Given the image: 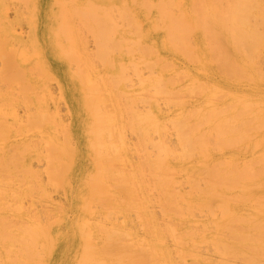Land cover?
Listing matches in <instances>:
<instances>
[{"label": "bare ground", "instance_id": "1", "mask_svg": "<svg viewBox=\"0 0 264 264\" xmlns=\"http://www.w3.org/2000/svg\"><path fill=\"white\" fill-rule=\"evenodd\" d=\"M8 3V0H0V55L6 58V60L3 61L5 66L4 68L2 67V69H4L2 73L3 80L12 78V72L14 70V66L11 63L12 54L14 53L16 55V51H22L19 49H26L29 51L28 49L31 47V45H26L21 33L15 29V25L9 16ZM20 3H23L22 7H26L27 14L26 12L18 10L15 15L19 16V14H26V18L31 23L26 21V18L25 21L31 25L33 24V26L30 25L31 29L34 27L36 20H40V17L46 22L45 27H37V29L33 30H36L34 31L35 34L39 31L46 32L48 39L46 40L45 38V43H43L40 37H36L32 32V36L35 35L31 39L29 38V41L33 45L32 48L34 46H36V48H38V46L42 47V45L47 42L52 45L56 44L55 46H58V44L64 45L68 42L69 38L70 45L72 46L69 50L71 58L76 57L78 61H84L82 54L87 53L85 52L87 51L86 48L80 45V41L82 40L81 37L83 36L78 33L80 32V27H82L84 30H89L92 33L96 43V49L101 53L100 57V54H98L99 52H96L100 58L103 57V54H105L103 57L105 58L108 53H113L110 50L114 49L118 50L119 53L123 52L122 60H124V62L128 59L127 57L129 55L130 61L132 62L134 58L133 54L141 52L142 45L140 42H136L133 32L131 28H128V25H133L140 30L142 29V22L136 19L130 23L132 20L131 14H134L138 18L145 16L146 18L154 19L152 21L157 23V25L154 26L155 32L160 39V47L163 50H171L175 54L192 56L193 54H198L201 49L200 46L202 43L206 42L204 51L212 53L214 55L213 58L217 57L218 61H216V63L219 65H214L211 62H215V60L204 63L202 61L205 58L204 55L195 56V63L199 66L198 71L204 69V74H206L208 80L213 79L216 67L222 68V71H225L224 73L227 77H229L228 74L231 75L232 73H236L239 78V68L245 73L246 70H248V60L255 63L253 55L257 56L259 52L264 51V33L261 34L263 32H261L262 27L260 29V26L258 27V25L252 24V20H257L261 21L264 27V0H22L19 4ZM41 3L44 4V8L42 9V15L37 18V8ZM151 9L153 12L150 11ZM177 11L179 12L178 14ZM198 26L201 27V36L194 38L196 41L192 43V33ZM54 28L55 30H53ZM76 30L79 31L77 33L75 32L76 34L73 33V31ZM1 31L5 33L4 36L1 35ZM83 33L84 32H82V35ZM14 37H16L15 44H11L9 39H14ZM65 41L66 43H63ZM78 44L83 48L82 51L76 48ZM63 47L64 46H62V48ZM67 47L65 45V50ZM60 48L59 51L61 50ZM23 52L18 53L23 54ZM81 52L83 53L81 54ZM60 55L62 56V53ZM85 55L84 57L87 58L88 56ZM13 58L17 60V57ZM138 58L141 59V62L143 61L151 65V67L152 65L158 66L157 77L154 78L155 80L158 79V81L156 80L158 83L154 82V79V81H152V79L150 81H141L147 82V84L152 81L157 84L156 97L158 96L157 91H160V86L158 84L163 85V87H161L162 92L159 93H170L171 84H165L170 82L168 79L173 81L171 78L173 76L167 77L166 73L160 69L158 63L155 64V62L151 63L147 59L137 57V59ZM107 59L112 60L113 58L111 59L110 57L109 59L108 56L106 59H100L101 63L103 64L105 61V66L110 67L109 69L112 71L113 67L111 68V66L113 65L109 64L110 62L112 63V61L107 64ZM121 61L117 63L118 65L114 74L110 73V75H106L104 73L105 75L99 77L95 71L96 75L93 76L94 74L90 72H94V65V68L91 67L92 71L90 70L87 74H84L80 70L74 74V76H76L75 81L82 87L79 88V92L83 93L84 97H86V100L84 98L83 101V107H87L88 111L85 109V114L93 110V112L88 114V117L92 120L93 130L91 134H86L87 142L91 146L95 143L98 147L95 148L94 161L95 169L98 174L95 172L93 177L94 179L95 176L97 179L103 177L105 183L109 180L112 182L128 181L133 189H130L128 194L132 197L135 191H137V193L139 192V196H142L148 205L150 204L147 194L149 192H147L148 185L144 186V177L149 176L153 178L159 194H157L158 196L155 200L161 206V211L163 212L161 221L163 220V224L159 222L160 218L155 216L148 205L143 203L140 206V208L143 209L141 217L144 223L148 224L147 230L144 229L145 234L142 237H138V240H140L138 244L124 246L120 244L119 231L101 228V224H103L101 219L105 217V213L98 211V208H95L94 205L88 207L84 209V212L87 214L85 218L89 222L83 219V223H80L81 225L78 226L82 249L79 264H108L106 261H96L95 259H107L111 253L115 252L117 254L114 255V257H122L120 261L127 259V264H190L188 262L189 259L194 261L201 258V254L199 253L201 245L205 248H213L212 250L222 259L239 260L243 258L250 264H264V152L250 160L251 162L249 161L246 165L239 164V149L244 146L264 147V106L258 107L256 106V102H254L249 95H241L234 99L230 107L225 108L212 104L208 100L204 101V106L197 107L191 111V119L193 120L191 123L186 122L183 112L174 115L169 118V121L166 123L172 125L170 129L173 127L172 130L176 136L175 140L176 144L179 145L177 146L181 152L180 154L179 151H175V147L166 143L165 139L169 136V129L165 127L167 126L166 123L160 124L158 122V113H153L154 116H152V111L149 110L151 113L146 112L147 115H145L136 111L137 109L132 105L135 104L136 107L137 102L135 103L136 100L134 101V99L137 98L135 96L139 94V92L141 93V91L134 93L135 90L131 89L133 93L136 94L135 96L129 91L130 88L126 89L131 93H127L126 90L125 92L122 91L129 103L126 102L125 98L122 99V103L126 102L125 104L119 103V99L121 98H114L115 95L112 93L117 94V92L120 91L118 84L123 81L127 83L129 80L127 78H130V76H128L129 74H127L126 76L128 77H126L124 71H122V69L125 70L124 68H127L125 65L130 62L129 59L125 65L123 62L121 63ZM137 61L138 60L134 62ZM141 62L138 61L137 64H141ZM251 62L249 63L251 64ZM145 63L141 65H147ZM137 64L134 65L137 66ZM128 65H130V63ZM134 65L132 66L134 67ZM161 67H163V65ZM136 69L138 70V67ZM136 69H133L134 72H137ZM232 70L235 72L231 73ZM121 74L126 77V80ZM97 76L98 78H96ZM71 77L73 78V76ZM110 81H113L112 83L115 84V86H112L114 87H109V85H111ZM144 82H141L140 85ZM129 83H127V85L130 86L131 84ZM152 84H150L149 87ZM125 85L126 84H124V87H127ZM142 85L140 87H142ZM130 87H132V85ZM149 87H147V89ZM113 88H116L117 92H115ZM132 88L134 89L135 87ZM142 88L144 89V87ZM212 89L218 90L219 87L214 85ZM123 94L119 95L118 93L121 97ZM101 96L106 101L108 99H111L109 101H116L119 103L120 107H125L128 103V106H126L122 112L127 110L129 112L128 114L126 111L129 115L127 118L130 117L131 114L133 120L135 119L134 123L138 124L135 126L132 122L133 120L130 119L122 120L123 114L120 116L117 112L114 113L113 109H109L106 113L105 103H102ZM155 96L151 99L150 104L152 102L154 103V100L156 101L154 98ZM85 101L87 105L89 104L88 106L85 104ZM157 101L154 104L159 107ZM115 104L116 103H114V105ZM115 106V109L119 108L117 107L118 104ZM88 107H90V110ZM159 111L162 113L161 109H159ZM29 116L28 122L31 127L34 125H42L48 134L50 133L48 131L52 130L53 136L58 137V133L56 130H53L54 126L52 125L56 123L57 115L55 113L49 112L47 108H43L37 109L36 113H31ZM17 117L18 115L14 114L10 119L17 120ZM136 119H139L138 122H136ZM119 121H127L126 124L129 122L128 124L132 131L141 139L139 143L142 145L146 142L147 137H149L148 134L146 135V133L149 132L148 128H150V130L153 129V133L155 132L158 134V141L156 144L152 142L155 147V153L157 152L154 157H149L150 154L147 153L148 151H144L146 148L143 150L144 153H147L145 155L148 156L144 158L146 166L149 170L150 167L152 169L149 171L147 167H144L138 178H136L135 173H130V176H128L130 181L127 179L126 174L124 177L125 172L118 170V167L116 168L119 161L120 163L124 162V160L121 161L123 158L121 156L122 151L127 155V149L130 147L127 141L125 142V135L123 132L125 124ZM59 123L61 122L58 120V124ZM11 125L9 121L6 124L0 122V143L3 141L4 147L8 146V141L4 140L6 134H10L8 131L12 133L14 130H17L11 127ZM27 129L25 132L26 134L30 130ZM4 130H6V132ZM33 131L36 132L35 129H33ZM48 134L43 133V136ZM113 134H117V136H115V140L111 141V139H114ZM107 135L111 138L110 140L106 138ZM26 140L27 143L31 142L30 139L29 141L28 139ZM50 142L53 144L55 140L51 138ZM33 144H35V142L31 145ZM11 146L13 147V145ZM112 147H114V149H111ZM221 149L230 150L228 151L230 155H227L225 150ZM110 150L114 151L116 154L111 155L113 152L111 151L112 153H110ZM102 151L104 155H101ZM196 151H198L196 155H199V157H197L199 161L198 164H196L197 161L195 164L198 165V167L189 165L190 167L186 166L185 168V172H187L186 174L188 175L187 179L190 180H188L189 184L192 182V186L190 185L192 192L179 193L176 190L177 184L179 183L175 177L176 167L172 162L177 161L179 164L181 161L195 155L194 153ZM216 151L220 152L218 158L213 155ZM34 152H37V148ZM61 152L64 155L63 146L61 147ZM100 156L102 157L100 158ZM104 156L105 159H102ZM57 159L63 160L64 156ZM171 159L175 160L171 162ZM58 160L54 161L53 164L57 163ZM12 161L11 159L7 160L9 164H11ZM115 161L118 162L116 163ZM14 163L15 161L12 162V164ZM191 164H194V162ZM227 164L235 166L234 170H221V167ZM178 168L182 170L183 167L180 165ZM30 169L31 167L27 168V170ZM153 169L154 171H152ZM99 175L103 176L100 177ZM53 178L57 179L56 176ZM103 178L101 180H103ZM200 178L205 182V189H201V186L197 185L200 183ZM135 184L137 189L134 187ZM12 190L14 191V189ZM101 190L102 189L97 190L96 188H92L91 192L86 195V200L94 201V204L97 205L100 203L105 205L107 200H109L107 197L109 194L115 203H118V199L114 196V193L110 194L106 190ZM6 195L8 194L6 193ZM4 199L7 201L6 198ZM1 201L3 200H0V203ZM239 203H250L251 205L246 209L245 207L240 208ZM6 204L5 207L11 205V203ZM0 209H2V204ZM196 211L205 214L206 220H204L203 223L197 221V218L194 219L197 213ZM92 219L100 223L92 222ZM171 219H185L187 221L185 229L179 231L176 227L178 222H176V224L170 221ZM239 223L249 225L251 228L257 229L258 232L254 235L241 236L239 232L237 233L235 230ZM38 229V225L37 227H33L32 233L35 234ZM96 229L100 230L96 231ZM234 237L238 240L239 238L244 239L243 243H230V239ZM33 238L34 237H31L21 249L25 255H20V257L18 253L15 254L10 251L9 254V252L6 251L9 255V258L6 257L9 260H6H8L10 264L40 263L35 261L39 242L35 245ZM167 238H170L174 246L179 248L176 250L178 261L173 257V252L168 245ZM48 253L52 255V252ZM45 254H47V252H45ZM32 258L34 259L32 260ZM191 264L197 263L192 262Z\"/></svg>", "mask_w": 264, "mask_h": 264}, {"label": "rangeland", "instance_id": "2", "mask_svg": "<svg viewBox=\"0 0 264 264\" xmlns=\"http://www.w3.org/2000/svg\"><path fill=\"white\" fill-rule=\"evenodd\" d=\"M8 2L10 3H8L9 16L15 25V29L19 33H21L24 38L23 41H25L26 45H31V47H29V51H27L26 49H19L22 51H16V55L14 53L12 54L11 63L14 66V70L12 72V78H9L8 80H3L2 78V73L4 71L2 67L4 68L5 66V63L3 61L6 60V58H3L0 55V122L6 124L9 121L12 124L11 127L17 129H13L14 131L12 133L7 130L8 133H10L6 134V137L4 138L5 141H8L7 147L3 146V141L2 143H0V190L2 192H0V200H3L0 203V206L2 204V209H0V217L2 216L0 218V264H10L8 261L9 255L6 253V251L9 252V254L10 251H12L15 254L18 253L19 256L23 255L24 253L21 249L25 246L26 242L31 237H34L33 241L35 245L37 242H39L37 245L39 247L37 250V256H35L36 258H34L36 262L40 263L35 262L36 264H79L82 249L80 244V234L78 226L83 223V219L88 221L85 218L87 214L84 212V209L93 205L95 208H98V211L105 213V217L101 219V222L103 223L101 224V228H108L119 231V241L120 244L124 246L138 244V242H140V240H138V237H142L145 234L144 229L147 230L148 226V224L144 223V220L141 217L143 209H141L140 206L143 203L148 205V203L145 199H143L142 196H139V192L137 193V191L135 190L133 194L134 196L131 197L128 194L129 190L132 189L128 181L112 182L109 180L105 183V179L103 177V180H101L102 178H98L100 179L98 180L96 176L94 179L93 176L95 172H97L94 162L96 150L95 148L98 147L95 143H93V146H91L86 140V134H91V131L93 130L92 120L90 117H88V114L93 112V110L85 114L86 110L88 111L87 107H83V101L84 98L86 100V97H84L83 93L79 92V88L81 86L77 81H75L76 76H74V74L77 73L78 70L82 71L84 74L89 73L93 65L95 67H93L94 72H90L91 74H94L93 76H95L96 74L99 75V77L105 74H114L118 65L117 63L122 60L123 52L120 51L121 53H119L118 50L112 49L110 51L113 53L107 54V58L109 56V59L110 57L111 59H114H107V64L112 61V63H109L113 65H110L111 68L113 67V70L111 71V69H109L110 67L105 66V61L103 62V64L101 63L100 59H106V57L103 58L105 55L103 54V57L100 58L101 53L96 49V43L92 33L89 30H84V28L82 27H80L81 29L78 34H81V36H83L81 37L82 40L80 41V45L85 47L87 50L85 51L87 53L84 52L86 55L82 54L83 52H81L84 61H78L76 60V57L71 58L69 50L72 48V46L70 45L69 38L67 43L66 41L63 42L66 44H58V46H60L61 48L55 46L56 44H49V42L42 45V47L38 46V48H36V46H34L32 48L33 45L29 41V38L31 39L36 35V37H40V40L43 43H45V38L46 40L48 39L46 32L39 31L37 34H35L34 31L36 30H33L37 29V27H45L46 22H44V20L40 17V20H36V22L34 23V27L31 29V24H29L31 22L26 18V7H22L23 3L19 4V2H22V0H8ZM43 8V3L38 5V10L36 9L38 11L37 18L42 15ZM18 10L21 12H26V14H19V16L15 15L16 11ZM150 11L153 12L152 9ZM178 13L179 12L177 11V14ZM131 17L132 20L130 21V23H132L136 19H139L142 22V29L140 30L135 28L133 25H128V28H131V31L133 32V36L136 42L141 43L142 51L137 54H133L134 58L132 62L130 61V55L127 57L130 62L127 61L128 59H126L125 62L124 60L121 61V63L123 62L124 65L127 62L128 64L130 63V65L126 64L125 66L127 68H124L125 70L122 69V71H124L125 76L129 74L128 76H130V78H127L129 79L127 83L130 82L129 84H131L132 87L135 88L133 89L132 87H130L131 85H127V83L124 81L122 83L119 81L120 83L118 84V86L120 88V91L117 92L116 88H113V90L117 92V94L112 93L117 96H114V98H121L119 99V103H122V99L124 98L126 100V97L124 96L125 94H123L122 91L125 92L126 90L127 93L132 92V94L141 91V93L139 92V94L137 95L134 94V96L136 95L135 97H137L134 99V101L136 100L135 103L137 102V108L135 107V104L132 105L135 109H137L136 111H139L140 113L145 115H147L146 112H149V110L152 111V113L149 112L151 113V115L153 113L156 114L157 112L158 122L160 124L168 122L169 118L180 112H183L185 114L186 122L191 123L193 121L191 119V111L196 109L197 107L199 108L201 106H204V101L206 100H208L212 104L225 108L230 107L234 99H236L238 96L249 95L252 100L256 102V106H264V51L259 52L257 56L252 54L254 56V61L256 64L248 60V70H246L245 73H243L239 68V78L236 73H232L235 72L233 70L231 71L232 74H228L229 77H227L224 73L225 71H222V68L216 67L217 69L215 68L213 79L208 80L206 74H204V69L202 71H198L199 66L195 63V56L204 55L205 58L202 60L204 63H209L211 60H215V62H211L214 65H219L218 63H216V61H218L217 57H215V59L213 58L214 55L212 53L204 51L206 48V42L202 43V45L200 46L201 49L198 54H193L192 56L175 54L171 50H163L160 47V39L156 35L154 27L155 25H157V23L155 21H152L154 19L146 18L145 16H141L140 18H138L134 14H131ZM25 18L29 23L25 21ZM16 19L20 23H18ZM252 21V24H255L256 26L258 25V27L260 26V29L262 27L261 32H263L260 33L263 34V23L257 20ZM31 26H33V24ZM53 30H55V28ZM200 30L201 27L198 26L192 33V43L193 41H196L194 40V38H196L197 36H201ZM78 31H73V33H77ZM81 31L84 32L83 35ZM32 32L35 35L32 36ZM1 35L4 36L5 33L1 31ZM9 41L11 42V44H15L16 37L11 40L9 39ZM65 45L66 47L68 46L66 50ZM78 45L76 48L82 51L83 48L80 45L78 47ZM62 46L64 47L62 48ZM54 48L57 50H55ZM59 48L62 50V52L61 50L59 51ZM18 52H23V54H19ZM59 52L60 54L62 53V56L59 54ZM96 52H99L98 54H100V57ZM84 55L88 57L86 58L84 57ZM13 57H17V60ZM137 57L147 59L151 63H158V65H160V69L166 73L167 77L173 76L171 78L173 79L174 84H176V82L177 84L174 85L171 79H168L170 82L165 84H171L170 93H159L162 92L161 87H163V85L158 84L160 86V91L158 90V96H155L157 84L153 83L152 81H154V78L157 77L158 66L152 65L151 67V65H149L148 63H145L143 61L141 62V59H137ZM136 60L141 62V64L145 63L147 65H141L140 63L137 64L138 61L134 62ZM249 62H251V64ZM134 64H137V66ZM132 65H134V67ZM162 65L163 67H161ZM137 67L138 70L136 69ZM134 68L137 70V72H134ZM95 71L97 72L96 74ZM71 76H73V78ZM122 77L124 79L126 78L124 76ZM96 78H98V76ZM151 79V82L153 84L151 82H148V84H152L149 87L150 84L148 85L147 82L144 81H150ZM174 79L176 80V82ZM156 80L158 81V79ZM156 80L154 82H157ZM110 82L111 85H109V87L112 85L115 86V84L112 83L113 81ZM141 82L145 83H142L144 85L141 84L144 89L140 87ZM124 84H126L125 86L127 87H124ZM214 85L219 87V89L213 90L212 87ZM147 87L149 88L147 89ZM126 88H130L129 91L131 92H128ZM131 89L135 90L134 93ZM118 93L119 95L123 94L122 97L119 96ZM153 96H155L154 98L156 99V101L158 98L157 102L160 108L154 104L156 103L155 100L154 103L152 102L150 104ZM101 100L102 103H105L106 113L109 109H113L114 111H112L114 113L117 112V114H120V116L123 114L122 116L123 118H125H121L122 120H133L131 114L130 117L127 118V116H129V112L127 110H125V112H122L123 109L128 106V100H126V102L128 103L126 104V106L124 105L125 107H120L119 103H117L116 101H109L111 99H108L106 101L102 97ZM126 102L123 103L125 104ZM114 103H116L115 105L118 104L117 107L119 108H116L118 111L115 109L116 106L114 105ZM85 104L87 105L86 101ZM43 108H47L49 112L55 113L57 115L56 123L51 124L54 126L53 130L57 131L58 137L53 136L52 130H49L48 132L50 133L48 134L46 129L42 125H34L31 127V125L29 124L28 116L31 113H36L37 109ZM88 108L90 110V107ZM159 109H161L162 113H160ZM126 111L128 114L126 113ZM14 114L18 115L17 120L10 119V117ZM154 114L152 116H154ZM117 116L120 117L119 115ZM58 120L61 123L58 124ZM138 120L136 122H138ZM29 121L31 122L30 119ZM119 122L125 124L123 130L125 135V142L127 141V144H129L128 146L130 147L127 149V155L123 151L121 153V156L123 157L121 161L124 160V162L120 163L119 161L120 164L118 163L117 166H115L116 168L118 167V170L125 172L124 177L126 174L127 179L128 176H130V173H135L136 178H138L143 168L147 167L146 161L144 159L147 155L145 154L149 153V157H154V155L157 153H155V147L152 142L156 144V142L158 141V134L155 132L153 133L152 128V130L148 128L149 132L146 133V135L148 134L149 137H147L146 142L142 145L141 143H139L141 139H139V137L132 131L130 125L128 124L129 122L127 123L128 126L126 124L127 121H124L125 123L123 121ZM132 122L135 126L136 124H138L134 123L135 119ZM27 123L30 125V127ZM166 124L167 126L165 127L169 129H167L169 131V136L167 138L168 140L165 139V141L167 144L175 147V151H179V145L176 144V136L174 134V131L172 130L173 127L170 129L172 125H168V123ZM27 128L31 131L29 130L30 133L27 131L28 133L26 134L25 132ZM33 129H35L36 132H34ZM4 131L6 132V130ZM43 133L48 135L43 136ZM108 136L109 135H107L106 138H109L108 140H110L111 138ZM115 136H117V134L113 136L114 139H111V141L115 140ZM51 138L55 140V143L52 144L50 142ZM26 139H28V141L30 139L31 142H28V144ZM32 141H34L35 144L31 145L32 143H34ZM11 145H13V147ZM62 146L64 155L61 152ZM36 148L37 152H34V150L36 151ZM135 148L137 151L135 150ZM111 149H114V147H112ZM143 150L148 152L144 153ZM221 150H225V153L227 155H230L228 152L230 150ZM111 151L112 150H110V153L113 152L111 155L116 154L114 153V151ZM263 152L264 147L261 146H244L243 148L239 149V164L246 165L250 160L256 158ZM102 153L101 155H104V153ZM194 154L195 155L181 161L179 164L177 161H174L175 159H171V162L174 161L172 163L176 167L175 177L179 182L177 184L176 190L179 193L192 192V189L190 188V185L192 186V182L189 184L190 180L187 179L188 175L186 174L187 172H185V168L186 166L198 167V165H196L199 161V159L197 158L199 157V155H196L198 154V151H196ZM219 154L220 152L216 151L213 155L214 157L218 158ZM61 156H64V159L58 160L57 158ZM101 157L102 156H100V158ZM10 159L11 161L14 160L15 163L12 164V162H14L12 161L11 164H9L7 160ZM102 159H105V156ZM56 160H58V162L53 164V162ZM115 162L117 163L118 161ZM189 162H194V164H191ZM180 165L183 167L182 170L178 168ZM28 167H31V169L27 170ZM234 168L235 166L227 164L222 166L221 170L233 171ZM151 169L152 168L150 167V170ZM147 170H149L148 167ZM152 171H154V169ZM54 176H56L57 179L53 178ZM144 178V186L148 185V188L151 189L150 190L147 188V192H149L147 194L150 201L148 207L150 208V210H152L157 218H160L159 222L162 223L163 220L161 221V219L163 217L161 216H163V212L161 211L162 209L160 204L155 200V198L157 199V196L159 195L156 189L155 181L149 176H146ZM200 179V183H198L197 185L201 186V189H205V182L203 181V179ZM128 180L130 181V179ZM134 187L137 189L136 184ZM92 188H96L97 190L102 189L103 191L106 190L110 194L114 193V196L118 199V203H115V201L109 194L107 195L109 200H107V203L105 205H103L102 203L97 205L94 204V201L86 200V195L91 192ZM12 189H14V191ZM6 193L8 195H6ZM4 198H6L7 201ZM6 203H11V205H7ZM5 204L8 207H5ZM250 205V203H239L240 208L245 207L247 209ZM194 219L200 221V223H203L204 220H206V216L202 212H197ZM174 220L175 219H171L170 221H173L175 223L178 222V225H176L177 229L179 231H183L187 225V221L185 219H177L178 221ZM92 222L97 223L98 221L92 219ZM37 225L39 226V229L35 234H33L32 229L33 227H37ZM99 230L100 229H96V231ZM235 230L237 231V233L239 232V235L241 236L254 235L258 232L257 229L251 228L249 225H246L244 223L237 224ZM243 240L244 239L241 238H239L238 240L234 237L230 239V243L235 244L237 242V244H241L243 243ZM167 241L173 252V257L176 261H178L179 259L177 258L176 250L179 248L174 246L170 238H167ZM200 247L201 249L199 248V253L201 254V258L194 261L189 259L188 262L190 264L192 262H195L197 264H250L243 258L239 260L222 259L217 253L212 250L213 248H205L202 245ZM44 251L47 252V254H45ZM48 252H52V255H50ZM116 254V252L111 253V255H109L107 259L95 260L106 261L108 262V264H127V259L120 261L122 257H114V255ZM34 258H32V260Z\"/></svg>", "mask_w": 264, "mask_h": 264}]
</instances>
